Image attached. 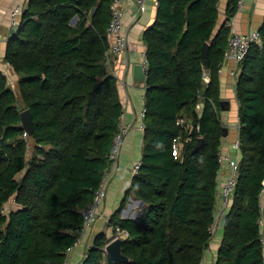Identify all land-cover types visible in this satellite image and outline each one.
I'll list each match as a JSON object with an SVG mask.
<instances>
[{"label":"trees","instance_id":"16d2710c","mask_svg":"<svg viewBox=\"0 0 264 264\" xmlns=\"http://www.w3.org/2000/svg\"><path fill=\"white\" fill-rule=\"evenodd\" d=\"M111 3L28 0L7 41L5 60L20 77L15 92L0 72V264L64 262L83 224L81 209L110 165L123 113L118 79L105 68ZM219 5L159 0L155 21L144 32L142 165L127 194L146 207L138 218L123 217L124 200L109 219L115 232H128L122 238L125 264H202L209 246L225 133L220 69L231 32L226 19L237 13L238 0H227L220 26ZM259 29L262 41L251 46L237 77L241 158L213 264H264V22ZM26 108L33 131L24 137L20 112ZM181 117L190 124H179ZM179 136L184 146L175 156ZM200 137L203 144L193 151ZM12 197L20 207L7 212ZM109 241L105 232L98 235L83 264H103Z\"/></svg>","mask_w":264,"mask_h":264},{"label":"crops","instance_id":"0c3cea01","mask_svg":"<svg viewBox=\"0 0 264 264\" xmlns=\"http://www.w3.org/2000/svg\"><path fill=\"white\" fill-rule=\"evenodd\" d=\"M28 0H0V72L7 76L9 86L18 91L19 75L13 67L5 60L7 41L15 28L10 24L9 10L14 4L27 5ZM147 7L143 13L137 16V0H126L124 24L128 32V47L119 55H113L109 61L106 60V71L118 79L120 99L123 105L124 122L130 124V130L125 138L118 165L113 171L107 186V196L102 213L92 224L90 231L86 234L83 242L68 253L70 262L83 260L94 244L98 235L105 232L111 241L116 238L118 232L113 230L109 219L113 213L123 205L122 216L127 218H138L142 215L146 203L134 194H127L135 172L134 165L142 158L144 144V130L141 128L143 117L141 111L144 108L146 82L136 83L134 80V65L144 63V52L146 45L143 39L145 30L155 21L159 0H146ZM227 0H220L219 26L226 19ZM264 22V0H246L245 7L235 15V28L237 31L246 33L252 29H259ZM236 63L231 58H225L221 64V100L229 102L226 109L221 110L222 122L228 128L227 135L222 142V152L236 154L234 144L239 140V100L237 98V77L233 75ZM240 73V71H239ZM238 73V75H239ZM229 175V169L222 167L218 173L217 204L214 210L215 221L213 223L212 237L209 246L204 253L202 264H210L216 261L218 251L224 235L225 217L232 205L224 209L222 207L223 196L222 185ZM17 210L20 206L16 203ZM261 234L264 235V226Z\"/></svg>","mask_w":264,"mask_h":264},{"label":"built area","instance_id":"2783aa9c","mask_svg":"<svg viewBox=\"0 0 264 264\" xmlns=\"http://www.w3.org/2000/svg\"><path fill=\"white\" fill-rule=\"evenodd\" d=\"M138 8H137V16L140 13H143L146 10L147 3L146 0H137ZM125 3L126 0H112L111 3V19L108 26V34L110 39V45L105 55V60L109 61L113 55H119L126 51L128 47V32L125 28L124 24V14H125ZM246 5V0H238V9L237 12L242 10ZM25 10L24 4H14L9 10V19L10 24L17 30L22 21V15ZM236 15V14H235ZM235 15L230 19H226V26L231 28L228 48L225 52V58H231L236 63V70L233 72V75L238 77V73L241 70V62L246 57L250 48L255 43H261V32L260 29H252L249 32L242 33L236 30L235 28ZM227 18V17H226ZM145 62L143 63L146 70H147V59H146V51L144 52ZM209 78H206L208 81ZM200 108L201 105L198 104ZM146 106L141 111V116L143 117V122L141 124V128L145 129V116H146ZM124 113L121 115V121L119 124V128L116 131L113 141L111 150L109 153V161L110 165L108 166L107 170L105 171L104 177L102 182L100 183L99 188L96 190L93 199L83 208L81 209V214L83 217V224L82 226L76 231L78 238L74 246L69 249L71 252L74 248L79 246L86 234L88 233L89 228L95 222V220L100 216L103 209V203L107 196V186L109 179L111 178L114 169L119 163L121 152L123 149V144L125 141L126 136L130 130V124H127L123 120ZM178 123L181 125L190 124L187 120L183 117L178 119ZM28 133L24 132V137H27ZM181 136L175 139L173 154L178 156L180 150L183 148L184 143L181 141ZM190 136H186L185 140L188 141ZM234 150L236 151L235 155L230 153H220L219 154V163L221 167H227L229 169V175L224 181L221 192L223 196L222 207L226 209L230 202L233 200V196L236 190L237 185V178H238V171L240 165V145L239 140H237L234 144ZM142 165V159L140 158L136 164L134 165V172L137 173ZM260 207H261V214L259 217V224L260 227L264 226V180H263V187L260 192ZM211 233L213 232V226L210 229ZM128 236V232L126 231H119L116 237L125 238ZM261 240L264 247V235H261ZM105 250V248H104ZM87 255V254H86ZM86 257V256H85ZM84 260V259H83ZM83 260L79 262H70L69 260H65L61 264H83ZM103 264H107V259L103 262ZM213 264V263H210Z\"/></svg>","mask_w":264,"mask_h":264},{"label":"water","instance_id":"95a60500","mask_svg":"<svg viewBox=\"0 0 264 264\" xmlns=\"http://www.w3.org/2000/svg\"><path fill=\"white\" fill-rule=\"evenodd\" d=\"M96 7L93 8L94 13ZM76 18L72 22H75ZM202 56L206 65H209V43H205L202 48ZM134 71V80L136 83H144L147 80V70L143 63H136L133 68ZM223 109L228 107L229 102L227 100L221 101ZM20 118L22 126L25 128L28 134H32L33 131V115L30 108H26L20 112ZM224 137L227 135L228 128L224 126ZM204 138L200 137L193 151L198 150L203 144ZM122 238L116 237L113 240L109 241L105 246V252L107 255V264H125L129 261V257L122 252Z\"/></svg>","mask_w":264,"mask_h":264},{"label":"rangeland","instance_id":"374dc122","mask_svg":"<svg viewBox=\"0 0 264 264\" xmlns=\"http://www.w3.org/2000/svg\"><path fill=\"white\" fill-rule=\"evenodd\" d=\"M104 204H105V201H104V203H103V206H104ZM103 206H102V207H103ZM15 208H16L15 197H12V198L10 199V201H8V202L6 203L5 209H6L7 212H9L10 210H14ZM90 228H91V227H90ZM90 228H89L88 232L90 231ZM85 237H86V236H85Z\"/></svg>","mask_w":264,"mask_h":264}]
</instances>
